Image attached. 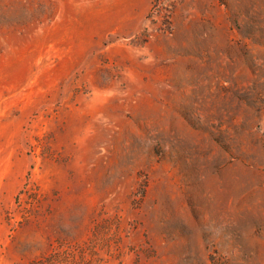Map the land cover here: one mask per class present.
Wrapping results in <instances>:
<instances>
[{
    "label": "rangeland",
    "instance_id": "1",
    "mask_svg": "<svg viewBox=\"0 0 264 264\" xmlns=\"http://www.w3.org/2000/svg\"><path fill=\"white\" fill-rule=\"evenodd\" d=\"M0 264H264V0H0Z\"/></svg>",
    "mask_w": 264,
    "mask_h": 264
}]
</instances>
